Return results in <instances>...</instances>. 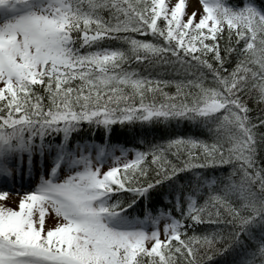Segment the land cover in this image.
<instances>
[{"label": "snow or ice", "instance_id": "6c2138e0", "mask_svg": "<svg viewBox=\"0 0 264 264\" xmlns=\"http://www.w3.org/2000/svg\"><path fill=\"white\" fill-rule=\"evenodd\" d=\"M197 2L0 0V264H264V0Z\"/></svg>", "mask_w": 264, "mask_h": 264}, {"label": "trees", "instance_id": "16d2710c", "mask_svg": "<svg viewBox=\"0 0 264 264\" xmlns=\"http://www.w3.org/2000/svg\"><path fill=\"white\" fill-rule=\"evenodd\" d=\"M230 2H234V0H230ZM114 46H118V45H114ZM133 67H136V65H133ZM137 70L141 72L144 71L142 67L138 68ZM164 78L173 79V78H182V77H174L172 74H169L166 75ZM166 90L169 92L175 91L174 88H170ZM251 106L256 107L254 104H252ZM92 136H93V130L88 129L85 126L84 131L80 134L81 139H89ZM102 136H103L102 131L100 130L95 131V139L97 141H100ZM188 136H199L200 138H206V133L203 130L198 129L189 124H181L179 126L173 125L168 128L157 127L154 130H150L147 133H141L140 135H137L132 130L122 129L119 126H117L112 133L111 143L124 146L127 148L146 150V146L149 143L164 142L168 139H172L176 137H188ZM141 141H144V143H141ZM207 174L210 176L214 175V173H212L211 171H208ZM181 175H182V179L179 181L180 183H185L186 178L191 177V173H184ZM140 214H141V209L139 208L137 209V212L133 213V215H140ZM227 264H232V263L230 262V260H227Z\"/></svg>", "mask_w": 264, "mask_h": 264}, {"label": "rangeland", "instance_id": "374dc122", "mask_svg": "<svg viewBox=\"0 0 264 264\" xmlns=\"http://www.w3.org/2000/svg\"><path fill=\"white\" fill-rule=\"evenodd\" d=\"M187 2L189 4H192L194 6L195 9H201V6L199 5V3L197 2V0H187ZM193 10L192 8H190V11ZM116 155H120L119 152L116 153ZM131 158V155L130 157ZM108 167V165H106ZM106 168H104L103 170H105ZM17 188H19V184L16 185ZM27 189V184L25 185L24 189L21 190H26ZM13 207H15V204H12ZM54 222L49 220L48 218H46V227H50ZM163 227V225H161V228Z\"/></svg>", "mask_w": 264, "mask_h": 264}, {"label": "bare ground", "instance_id": "6f19581e", "mask_svg": "<svg viewBox=\"0 0 264 264\" xmlns=\"http://www.w3.org/2000/svg\"><path fill=\"white\" fill-rule=\"evenodd\" d=\"M134 149H135V148H134ZM139 150H141V149H139ZM226 171H227V166H225V173H226ZM190 178H191V177H187L186 180H185V182H186L188 179H190ZM232 259H233L232 257H228V258H227V260H230L231 263H232Z\"/></svg>", "mask_w": 264, "mask_h": 264}]
</instances>
